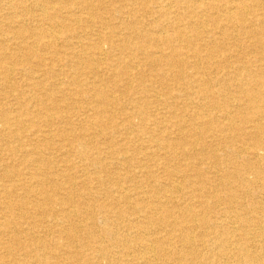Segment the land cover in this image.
I'll return each mask as SVG.
<instances>
[{"label": "bare ground", "instance_id": "bare-ground-1", "mask_svg": "<svg viewBox=\"0 0 264 264\" xmlns=\"http://www.w3.org/2000/svg\"><path fill=\"white\" fill-rule=\"evenodd\" d=\"M0 264H264V0H0Z\"/></svg>", "mask_w": 264, "mask_h": 264}, {"label": "rangeland", "instance_id": "rangeland-1", "mask_svg": "<svg viewBox=\"0 0 264 264\" xmlns=\"http://www.w3.org/2000/svg\"><path fill=\"white\" fill-rule=\"evenodd\" d=\"M211 26L213 27V24H211ZM170 33L172 32V31H169ZM30 45V44H29ZM32 46H36V44H31ZM23 53H20L19 54V56L20 55H22ZM238 54H240V56H238ZM244 54L246 55V56H244ZM247 54H249V53H247ZM245 52H243V53H241L240 52V49L238 48V50H237V54H236V56H234L233 58H232V60H235L236 59V61L237 60H241V61H247L248 59H249V56H251V54H249V56L247 55ZM242 56V57H241ZM21 58H24L23 56H20ZM244 57V58H243ZM243 58V59H242ZM248 58V59H247ZM241 63H239V65H240ZM238 102L237 101H235V104H237ZM9 142L11 143L12 142V140L10 139L9 140ZM21 167V166H20ZM75 170H72V172H74ZM78 175V174H77Z\"/></svg>", "mask_w": 264, "mask_h": 264}]
</instances>
